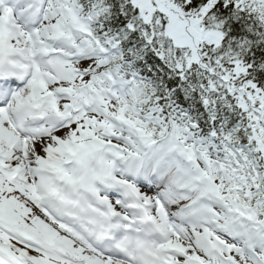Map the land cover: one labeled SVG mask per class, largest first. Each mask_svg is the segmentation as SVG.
Returning a JSON list of instances; mask_svg holds the SVG:
<instances>
[{
  "label": "snow or ice",
  "instance_id": "snow-or-ice-1",
  "mask_svg": "<svg viewBox=\"0 0 264 264\" xmlns=\"http://www.w3.org/2000/svg\"><path fill=\"white\" fill-rule=\"evenodd\" d=\"M0 264H264V0H0Z\"/></svg>",
  "mask_w": 264,
  "mask_h": 264
}]
</instances>
